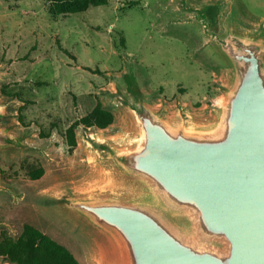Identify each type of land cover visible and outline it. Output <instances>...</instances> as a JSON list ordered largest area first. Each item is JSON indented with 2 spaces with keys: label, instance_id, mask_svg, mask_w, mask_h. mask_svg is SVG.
Returning <instances> with one entry per match:
<instances>
[{
  "label": "water",
  "instance_id": "obj_1",
  "mask_svg": "<svg viewBox=\"0 0 264 264\" xmlns=\"http://www.w3.org/2000/svg\"><path fill=\"white\" fill-rule=\"evenodd\" d=\"M168 22L195 30L225 70L222 100L205 120L172 116L127 71L110 97L131 132L92 145L110 184L54 192L46 212L88 237L96 264H264V29L240 25L233 0H180ZM10 107L0 100V153L41 152L7 123ZM2 197L21 198L0 182Z\"/></svg>",
  "mask_w": 264,
  "mask_h": 264
},
{
  "label": "rangeland",
  "instance_id": "obj_2",
  "mask_svg": "<svg viewBox=\"0 0 264 264\" xmlns=\"http://www.w3.org/2000/svg\"><path fill=\"white\" fill-rule=\"evenodd\" d=\"M179 1L107 0L104 6L54 17L50 0H0V76L5 79L0 100L11 105L7 123L41 150L0 153V182L21 197L0 198L5 224L0 242L18 239L29 225L66 247L79 264L97 263L88 237L47 214L44 199L59 190L84 193L110 184L112 176L92 145L94 140L120 145L131 132L128 116L110 97L127 71L136 70L152 107L197 120L211 116L212 105L222 100L219 85L226 72L207 60L195 30L169 24ZM233 9L240 25L264 29V0H233ZM98 100L113 112L114 123L103 130L78 127L70 154L66 129ZM39 168L44 175L32 180L30 173ZM0 264L11 263L0 256Z\"/></svg>",
  "mask_w": 264,
  "mask_h": 264
},
{
  "label": "trees",
  "instance_id": "obj_3",
  "mask_svg": "<svg viewBox=\"0 0 264 264\" xmlns=\"http://www.w3.org/2000/svg\"><path fill=\"white\" fill-rule=\"evenodd\" d=\"M107 0H50L51 14L68 16L85 12L90 7L106 5ZM115 121L112 111L97 101L93 110L74 121L65 131L64 137L69 146V153L77 147L76 130L78 127L107 129ZM44 175L42 168L30 173L32 180ZM0 256L11 264H79L75 256L63 245L52 240L43 232L26 225L21 236L14 240L4 238L0 242Z\"/></svg>",
  "mask_w": 264,
  "mask_h": 264
}]
</instances>
